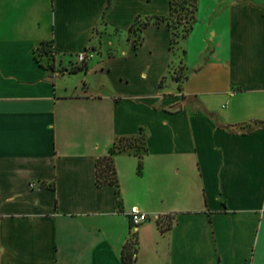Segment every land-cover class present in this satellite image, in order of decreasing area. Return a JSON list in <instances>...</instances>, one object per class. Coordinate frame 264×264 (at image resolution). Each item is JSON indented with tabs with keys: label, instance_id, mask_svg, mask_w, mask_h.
<instances>
[{
	"label": "crops",
	"instance_id": "1",
	"mask_svg": "<svg viewBox=\"0 0 264 264\" xmlns=\"http://www.w3.org/2000/svg\"><path fill=\"white\" fill-rule=\"evenodd\" d=\"M170 11L0 0V264H126L131 206L150 217L132 264H264V0H198L174 47L152 18ZM141 131L98 185L96 159Z\"/></svg>",
	"mask_w": 264,
	"mask_h": 264
},
{
	"label": "trees",
	"instance_id": "2",
	"mask_svg": "<svg viewBox=\"0 0 264 264\" xmlns=\"http://www.w3.org/2000/svg\"><path fill=\"white\" fill-rule=\"evenodd\" d=\"M197 1L198 0H181V2L187 3V10L190 13L188 25L183 29V32L180 36L177 35L174 28L171 25L170 18L173 16L175 6H177L178 1L170 0V15L168 17L165 16H153V22L159 23V22H165L168 28L171 31V47H174L176 42L178 41L179 37L185 36L191 28L193 27V24L196 20V10H197ZM140 18H137L135 23L130 27V31H134L136 29L141 30L143 27L151 23V18L147 17L144 21H140ZM140 36V35H139ZM135 38V45H139L141 43V37ZM51 45L50 42L48 43H42L39 48V52L41 54H47L49 50V46ZM38 52V53H39ZM37 55V53H35ZM84 63V62H83ZM82 65V64H81ZM139 140L142 144V150L145 149L144 145V135L142 131L135 135V136H120L117 138V140L114 142L113 146L110 148L109 153L104 156H100L96 159L95 163V174H96V182L98 185H114L117 187V176H116V169L114 165V158L113 155L117 153L118 151L126 150L127 148L132 146V142ZM126 143H129V145H125ZM135 153L141 157V152L135 150ZM141 168V161L138 162V169ZM160 217L156 218V223L159 225ZM170 226V223H168V226ZM166 227V228H167ZM165 228V227H163ZM137 247V233H130L127 240L123 244L122 249V258L123 261L126 264H132V261L135 257Z\"/></svg>",
	"mask_w": 264,
	"mask_h": 264
},
{
	"label": "rangeland",
	"instance_id": "3",
	"mask_svg": "<svg viewBox=\"0 0 264 264\" xmlns=\"http://www.w3.org/2000/svg\"><path fill=\"white\" fill-rule=\"evenodd\" d=\"M176 2L178 1L177 6H175V10L173 13V16L170 18V22L171 25L174 28L175 32L177 33L178 36H180L183 32V29L188 25V21H189V17H190V13L188 12L187 8V3L186 2H181V0H175ZM134 35H138V32L136 31ZM70 61L73 62L72 58L69 59ZM86 62V61H85ZM84 62V63H85ZM179 66V65H178ZM178 66H174L171 70V72L176 75L177 73H179L178 71ZM179 76V74L177 75ZM125 145H129V143H126ZM130 150H137L139 152L142 151V144L139 140L133 141L132 142V146L127 148ZM159 227H167L168 223H172L173 222V217H160L159 220Z\"/></svg>",
	"mask_w": 264,
	"mask_h": 264
},
{
	"label": "built area",
	"instance_id": "4",
	"mask_svg": "<svg viewBox=\"0 0 264 264\" xmlns=\"http://www.w3.org/2000/svg\"><path fill=\"white\" fill-rule=\"evenodd\" d=\"M49 52L46 54L51 58L53 55L52 45L49 46ZM90 57L87 51L79 52L76 54L75 63L80 65L83 64ZM149 215L136 206H131L128 210V221H129V234L137 232V228L149 219Z\"/></svg>",
	"mask_w": 264,
	"mask_h": 264
}]
</instances>
